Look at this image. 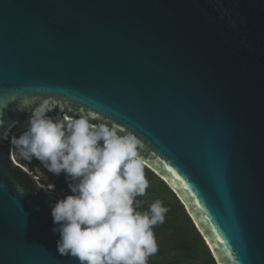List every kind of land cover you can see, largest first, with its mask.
Listing matches in <instances>:
<instances>
[{
	"label": "water",
	"instance_id": "1",
	"mask_svg": "<svg viewBox=\"0 0 264 264\" xmlns=\"http://www.w3.org/2000/svg\"><path fill=\"white\" fill-rule=\"evenodd\" d=\"M45 102L134 134L217 264H264V0H0V264H79L10 143Z\"/></svg>",
	"mask_w": 264,
	"mask_h": 264
},
{
	"label": "clouds",
	"instance_id": "2",
	"mask_svg": "<svg viewBox=\"0 0 264 264\" xmlns=\"http://www.w3.org/2000/svg\"><path fill=\"white\" fill-rule=\"evenodd\" d=\"M53 110L47 102L33 108L10 143L19 158L70 179L73 194L52 205L57 252L79 264H148L158 252L154 228L168 210L159 200L139 210L149 187L139 139L85 114L54 120Z\"/></svg>",
	"mask_w": 264,
	"mask_h": 264
},
{
	"label": "trees",
	"instance_id": "3",
	"mask_svg": "<svg viewBox=\"0 0 264 264\" xmlns=\"http://www.w3.org/2000/svg\"><path fill=\"white\" fill-rule=\"evenodd\" d=\"M18 163L30 167L31 172L38 175L40 181L46 185H52L58 192H66L68 195L73 193L70 190V179L65 174L55 175L47 171L39 160L32 159L26 161L15 153ZM145 176L149 184L157 178L156 175L145 167ZM155 197H159L162 205L168 210L165 214V220L162 224H158L154 228V233L158 245V252L156 257L160 259H167L169 257V264H216L214 258L208 253L205 248V242L198 233L192 220L186 217V222L181 221V211L184 207L182 204L174 206L171 201L177 198L169 187L161 181L151 191ZM142 201L141 197H138ZM152 203H143L140 211H147ZM168 234V235H166ZM164 235L166 238H163ZM203 254V261L199 263L198 252ZM150 264H167V262H153Z\"/></svg>",
	"mask_w": 264,
	"mask_h": 264
},
{
	"label": "rangeland",
	"instance_id": "4",
	"mask_svg": "<svg viewBox=\"0 0 264 264\" xmlns=\"http://www.w3.org/2000/svg\"><path fill=\"white\" fill-rule=\"evenodd\" d=\"M18 136H19V135H18ZM161 181H162L161 179H159V178H155V179L149 184V187H148V189H147L146 195L143 196V197H141L143 203L147 204V203H153V202H155L156 200H159V201H160L159 197H158V198L155 197V194L152 193L151 191H152V189H153L154 187H156ZM50 186L52 187V191H53L54 193H56L57 195L61 196L62 199L66 198V197L68 196L67 193H66V194H61V195H60L59 192L55 189V187H53L52 185H50ZM171 202H172V204H173L174 206H176V205H178V204H179V205L181 204V202H180V200H179L178 198H175V200H173V201H171ZM186 217H188V214H187L186 210L183 209V211H181V216H180L181 221L186 222ZM166 235H168V234H166ZM163 238H166V236L164 235ZM205 248H207V250L209 251L208 253L212 256V253L210 252V250H209L208 246L206 245V243H205ZM155 255H156V254H155ZM155 255H154V256H151V257L149 258L148 264L153 263V262H155V261H156V262L161 261V262H165V263L167 262V264L170 263V260H171V259H169V257H167V259H160V258H157ZM198 257H199V259H198V260H199V263H201V262L203 261V254H202L201 251L198 252ZM212 257H213V256H212ZM216 264H217V263H216Z\"/></svg>",
	"mask_w": 264,
	"mask_h": 264
},
{
	"label": "snow or ice",
	"instance_id": "5",
	"mask_svg": "<svg viewBox=\"0 0 264 264\" xmlns=\"http://www.w3.org/2000/svg\"><path fill=\"white\" fill-rule=\"evenodd\" d=\"M164 168H165L168 172H171L173 176L176 175V173L173 171V169L170 168L167 164L164 165ZM177 179H179V177H177ZM180 183L183 184L184 181L181 180ZM185 187H187V185H185Z\"/></svg>",
	"mask_w": 264,
	"mask_h": 264
}]
</instances>
